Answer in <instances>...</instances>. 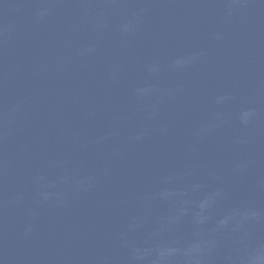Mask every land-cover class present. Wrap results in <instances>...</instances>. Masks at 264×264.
Instances as JSON below:
<instances>
[{"label":"water","instance_id":"obj_1","mask_svg":"<svg viewBox=\"0 0 264 264\" xmlns=\"http://www.w3.org/2000/svg\"><path fill=\"white\" fill-rule=\"evenodd\" d=\"M0 264H264V0H0Z\"/></svg>","mask_w":264,"mask_h":264}]
</instances>
